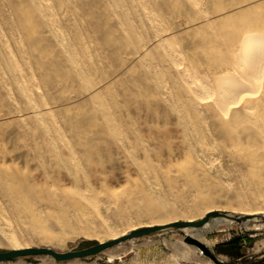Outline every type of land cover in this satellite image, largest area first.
I'll use <instances>...</instances> for the list:
<instances>
[{"label": "rangeland", "instance_id": "rangeland-1", "mask_svg": "<svg viewBox=\"0 0 264 264\" xmlns=\"http://www.w3.org/2000/svg\"><path fill=\"white\" fill-rule=\"evenodd\" d=\"M249 35L264 36V0H0V252L264 213V58L242 52ZM184 238L64 264H214ZM203 244L264 264L263 229L231 220Z\"/></svg>", "mask_w": 264, "mask_h": 264}, {"label": "water", "instance_id": "water-1", "mask_svg": "<svg viewBox=\"0 0 264 264\" xmlns=\"http://www.w3.org/2000/svg\"><path fill=\"white\" fill-rule=\"evenodd\" d=\"M216 217H227L237 222H243L246 219H248V217L239 218V217L231 216L229 212L211 211L205 214V216H203V218H201L198 221H176V222H172L169 224L146 226L143 228L132 230L131 232L119 238L112 239L106 242L97 243L93 246H90V247H87L81 250H73V251H68V252H57L50 248H44V247L31 248L29 247V248H23L19 250L4 251V252H0V262L9 261V260L16 259L19 257H24V256H47L57 263H65V262H69L73 260L85 259L88 257L95 256L101 253L102 251L112 248L120 243H125L133 239L148 236L152 233H156L162 230L200 227L206 224L208 221H210V219L216 218ZM184 242L188 245L195 247L198 251H200L206 258H208L214 264H223L219 262L214 257V255L210 252V250L200 241L194 238H191L189 236H185Z\"/></svg>", "mask_w": 264, "mask_h": 264}, {"label": "bare ground", "instance_id": "bare-ground-1", "mask_svg": "<svg viewBox=\"0 0 264 264\" xmlns=\"http://www.w3.org/2000/svg\"><path fill=\"white\" fill-rule=\"evenodd\" d=\"M259 38H261V41H254V36L249 35L246 37L244 44L242 46V52L245 55H249V60L255 61L257 58L263 56L264 58V36L260 35ZM254 55H257L255 58H253ZM242 87V86H241ZM239 89V87L237 88ZM241 89V88H240ZM242 90V89H241ZM232 106H235L234 104ZM211 212V211H209ZM224 212V211H221ZM231 216L235 217H248L245 221L241 222L244 229H253V230H264V213L261 212H253V213H243L241 212H235L231 211L229 212ZM262 219H261V218ZM232 219L227 217H216L210 219L206 224L200 226V227H190V228H184L182 229L183 236H189L191 238H194L201 243H204V238L206 235L212 231H219L222 230L226 223L231 222ZM137 227H131L129 230L124 231L121 234H114L110 240L119 238L121 236H124L125 234L131 232L132 230H136ZM101 243V242H100ZM23 249L20 246L15 245L12 250H19ZM126 249H128L123 243H120L112 248L109 249V253H111L112 256L119 255L123 252H126ZM182 256L186 259H190V256L187 252L182 253ZM207 262L208 260L205 259Z\"/></svg>", "mask_w": 264, "mask_h": 264}, {"label": "crops", "instance_id": "crops-1", "mask_svg": "<svg viewBox=\"0 0 264 264\" xmlns=\"http://www.w3.org/2000/svg\"><path fill=\"white\" fill-rule=\"evenodd\" d=\"M57 263V262H56ZM67 263V262H66ZM57 264H64V263H57Z\"/></svg>", "mask_w": 264, "mask_h": 264}]
</instances>
